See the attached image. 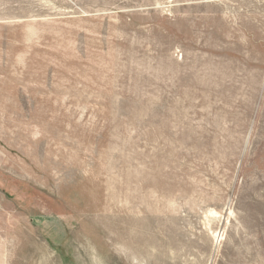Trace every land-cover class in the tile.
Segmentation results:
<instances>
[{
  "label": "rangeland",
  "instance_id": "1",
  "mask_svg": "<svg viewBox=\"0 0 264 264\" xmlns=\"http://www.w3.org/2000/svg\"><path fill=\"white\" fill-rule=\"evenodd\" d=\"M0 264H264V0H0Z\"/></svg>",
  "mask_w": 264,
  "mask_h": 264
},
{
  "label": "bare ground",
  "instance_id": "2",
  "mask_svg": "<svg viewBox=\"0 0 264 264\" xmlns=\"http://www.w3.org/2000/svg\"><path fill=\"white\" fill-rule=\"evenodd\" d=\"M217 236L219 237V236H220V233H219ZM217 236H216V237H217Z\"/></svg>",
  "mask_w": 264,
  "mask_h": 264
}]
</instances>
